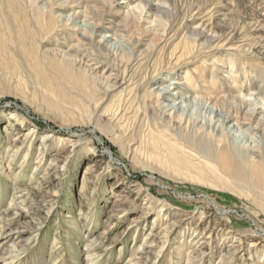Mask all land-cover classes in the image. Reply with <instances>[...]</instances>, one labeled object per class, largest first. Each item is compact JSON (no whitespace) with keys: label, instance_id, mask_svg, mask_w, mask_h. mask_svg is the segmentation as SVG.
<instances>
[{"label":"rangeland","instance_id":"obj_1","mask_svg":"<svg viewBox=\"0 0 264 264\" xmlns=\"http://www.w3.org/2000/svg\"><path fill=\"white\" fill-rule=\"evenodd\" d=\"M67 1L0 0V264H264V199L145 112L171 84L264 102V0Z\"/></svg>","mask_w":264,"mask_h":264},{"label":"bare ground","instance_id":"obj_2","mask_svg":"<svg viewBox=\"0 0 264 264\" xmlns=\"http://www.w3.org/2000/svg\"><path fill=\"white\" fill-rule=\"evenodd\" d=\"M70 1L72 0L61 4V9L67 7ZM81 9L83 8L73 9L72 15L65 18L66 23L78 27L77 19L88 22ZM154 22L158 24L159 21ZM79 34L83 45L73 48L80 58L78 63L95 61L96 65L102 66L107 65L106 62L111 58L114 63L118 61L114 48L108 46L110 37H104L96 44L105 53L106 59L92 60L89 55H82L81 48L93 42L94 33L90 35L87 25H83ZM108 68L110 67L107 65ZM105 71L106 69L100 76L94 72L89 73L88 78L90 81H97L107 90L113 89L118 84L119 75H114L115 69L108 70L107 74H104ZM172 87L173 84L148 92L150 99L145 102V112L150 142L170 146V143L182 140L187 147L204 157L205 161L213 163L216 172L228 175L231 180L237 181V186L239 182L244 190L256 192L257 196L264 199V102L254 96L251 100L248 97L220 96L205 92L198 95L194 90L184 93L179 86ZM204 113L208 114V118L202 116ZM202 219L207 229H216L214 215H205ZM10 237L11 234L8 233L0 236V243H7ZM96 257L95 254L87 259L94 263Z\"/></svg>","mask_w":264,"mask_h":264}]
</instances>
